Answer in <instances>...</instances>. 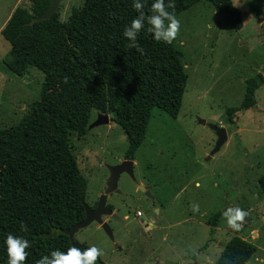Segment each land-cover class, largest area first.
Here are the masks:
<instances>
[{
  "label": "rangeland",
  "instance_id": "1",
  "mask_svg": "<svg viewBox=\"0 0 264 264\" xmlns=\"http://www.w3.org/2000/svg\"><path fill=\"white\" fill-rule=\"evenodd\" d=\"M231 1L241 12L238 29L203 0L174 15L180 27L173 43L183 53L187 73L178 114L172 117L151 109L144 138L132 156L137 160L133 171L137 183L128 175L117 181L122 195H138V181L145 175L143 185H156L151 192L159 195L160 217L147 234L135 214L138 208L149 220L145 202L129 205L127 213L118 206L123 199L120 192L107 194L106 205L127 216L123 223L108 222L113 239L96 222L74 235V240L98 248L106 264H212L234 235L256 247L244 264H264V192L258 184L264 174V83L254 91L253 106L237 111L232 123L226 115L228 108L240 105L246 79L257 73L264 78V0ZM82 3L61 0L60 20ZM30 4V0H0V31L16 7L28 9ZM8 51L9 43L0 32V128L14 125L27 113L39 98L43 81L42 71L32 66L23 75L11 72L3 62ZM107 114V124L87 129L79 138L70 136L78 169L87 180L89 207L103 194L107 165L127 154V137ZM96 116L93 111L90 122ZM207 123L227 132L226 141L212 155L217 137ZM193 204L198 205L196 212ZM230 208L247 213L238 222V231L225 222L223 213ZM215 214L219 215L212 225Z\"/></svg>",
  "mask_w": 264,
  "mask_h": 264
},
{
  "label": "trees",
  "instance_id": "2",
  "mask_svg": "<svg viewBox=\"0 0 264 264\" xmlns=\"http://www.w3.org/2000/svg\"><path fill=\"white\" fill-rule=\"evenodd\" d=\"M30 7H16L1 29L9 43L3 62L16 75L32 66L43 73L39 98L14 125L0 128V264H6L4 239L19 235L30 242L24 264H36L52 250L89 248L71 244L61 232L84 217L87 180L80 173L70 136L86 134L93 111L111 113L127 137L132 158L145 135L154 107L175 117L181 104L187 73L182 51L156 42L145 29L136 48L122 36L136 17L133 0H83L61 21L59 12L30 24L49 0H30ZM201 0H165L166 10L178 14ZM233 28L242 26L241 12L231 0H203ZM145 16L152 0H142ZM264 83L261 73L245 80L239 106L233 115L255 104L254 91ZM264 192V174L258 178ZM111 208V205H107ZM215 214L210 218L216 224ZM23 225V228L21 226ZM256 247L234 235L212 264H244ZM95 264H106L100 256Z\"/></svg>",
  "mask_w": 264,
  "mask_h": 264
},
{
  "label": "clouds",
  "instance_id": "3",
  "mask_svg": "<svg viewBox=\"0 0 264 264\" xmlns=\"http://www.w3.org/2000/svg\"><path fill=\"white\" fill-rule=\"evenodd\" d=\"M131 6L137 15L124 27L122 32V36L129 41V48H136L137 51H141L137 45V36L142 29L151 33L154 41L171 44L176 37L180 24L174 14L166 10L165 0H152L149 9L151 14L148 16H145L142 10V0H133ZM167 6H172L170 0ZM197 210L198 205L193 204L192 211L196 212ZM246 214L240 208H230L223 213L228 228L234 231L239 230L240 224L238 222ZM4 245L7 256L6 264H24L27 255L25 250L30 247V242L27 239L9 233L4 239ZM100 254V250L95 246L83 251L71 247L65 251L52 250L48 255L41 256L36 264H95Z\"/></svg>",
  "mask_w": 264,
  "mask_h": 264
},
{
  "label": "water",
  "instance_id": "4",
  "mask_svg": "<svg viewBox=\"0 0 264 264\" xmlns=\"http://www.w3.org/2000/svg\"><path fill=\"white\" fill-rule=\"evenodd\" d=\"M61 0H49V4L47 8L39 15L34 16L30 20V24H33L36 21L46 20L49 19V17L57 11L58 6L60 4ZM202 124H205V120L200 119L199 120ZM109 122V116L107 113H101L98 112L96 119L89 123L87 126V129H91L95 126L101 125V124H107ZM207 125L213 129L216 133V142L213 147V149L210 152V155L214 154L219 150L221 145L226 141L227 139V132L224 127H221L214 123H207ZM108 168V178L106 181V186L103 191V194L99 198L98 202L96 203L95 207H89L85 202H83L84 206V217L80 222H77L69 229H62L61 232L66 234L73 245L74 241V235L75 233L83 228L89 225L91 222L98 223L102 229L105 231V233L108 235L110 239H113L112 230L109 227V224L107 221L103 219V216H110V218L114 220H120L121 218L115 213L112 212L110 209L106 207V197L107 194L116 191L117 189V181L119 179V176L121 173L127 174L134 183H137V180L135 179L134 173H133V161L132 160H123L120 163L113 164V165H107ZM140 190H144V187L142 185L139 186ZM146 194L149 195V192H146Z\"/></svg>",
  "mask_w": 264,
  "mask_h": 264
},
{
  "label": "flooded vegetation",
  "instance_id": "5",
  "mask_svg": "<svg viewBox=\"0 0 264 264\" xmlns=\"http://www.w3.org/2000/svg\"><path fill=\"white\" fill-rule=\"evenodd\" d=\"M132 160L133 161V171H134V160L132 158H130L127 154H124V156L122 157V159L117 162V163H120L121 161L123 160ZM116 163V164H117ZM124 175V176H127V174L125 173H121L119 178ZM145 176V175H144ZM144 176H142V178H144ZM119 180V179H118ZM155 184H151L150 186L149 185H146V183L144 184V190H139V189H136V191L138 190V192H140L138 195H135V194H129V193H126L125 195H122V192L120 191V189L117 187L116 193H119L120 192V195L123 196V199L120 201L119 203V208L120 209H124L127 213L129 212L127 210V207L129 205L132 204V206H135V205H138L142 202H145L143 204H145L150 212V215L148 216L149 220L145 221V215L142 213V215L140 216V221L144 222V230L147 232V234H149V232L153 229V228H156V218L160 217V214L158 212V209H157V206H156V203L159 202V195L155 192V194H153V192H151L152 190L155 189ZM135 191V192H136ZM146 192H149V195L146 194ZM157 194V195H156ZM178 193L175 194V196H177ZM154 203H155V206H154ZM95 207V205L93 206ZM106 207L108 208V206L106 205ZM112 211L113 209V206L111 208H108ZM138 208H136L135 210V214L137 212ZM119 211V210H118ZM117 211V212H118ZM114 212V211H112ZM117 212H115L121 219L120 220H115V222H119V223H123L124 222V219L127 218L126 217H123L121 216L120 214H118ZM153 216V218H152ZM136 217H139L136 215ZM107 222L111 221V220H114L112 218H110V216H107ZM150 221V222H149Z\"/></svg>",
  "mask_w": 264,
  "mask_h": 264
},
{
  "label": "crops",
  "instance_id": "6",
  "mask_svg": "<svg viewBox=\"0 0 264 264\" xmlns=\"http://www.w3.org/2000/svg\"><path fill=\"white\" fill-rule=\"evenodd\" d=\"M134 160V163H136L137 162V160L134 158L133 159ZM141 179H142V177H141ZM141 179H140V181H138L139 182V184H141V185H143V183L141 182ZM143 187H144V185H143ZM143 213V212H142ZM140 217V216H139ZM146 221V220H145Z\"/></svg>",
  "mask_w": 264,
  "mask_h": 264
},
{
  "label": "built area",
  "instance_id": "7",
  "mask_svg": "<svg viewBox=\"0 0 264 264\" xmlns=\"http://www.w3.org/2000/svg\"><path fill=\"white\" fill-rule=\"evenodd\" d=\"M136 215L137 216H141L142 215V211L141 210H137Z\"/></svg>",
  "mask_w": 264,
  "mask_h": 264
}]
</instances>
